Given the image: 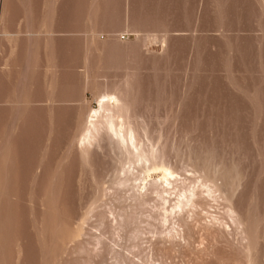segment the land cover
<instances>
[{
	"label": "rangeland",
	"instance_id": "1",
	"mask_svg": "<svg viewBox=\"0 0 264 264\" xmlns=\"http://www.w3.org/2000/svg\"><path fill=\"white\" fill-rule=\"evenodd\" d=\"M0 17V264H264V0H0ZM103 91L138 159L78 142ZM181 184L212 194L172 220L157 195L184 202Z\"/></svg>",
	"mask_w": 264,
	"mask_h": 264
},
{
	"label": "bare ground",
	"instance_id": "2",
	"mask_svg": "<svg viewBox=\"0 0 264 264\" xmlns=\"http://www.w3.org/2000/svg\"><path fill=\"white\" fill-rule=\"evenodd\" d=\"M49 1H51V0H49ZM53 2V1H52ZM50 3V2H49ZM51 4V3H50ZM49 4V5H50ZM48 8V7H47ZM49 10V9H48ZM1 15H2V13H1ZM47 17H49V16H47ZM0 19H1V17H0ZM2 20V19H1ZM48 20V19H47ZM2 22V21H1ZM0 22V23H1ZM45 25V24H44ZM1 27V26H0ZM45 27V26H44ZM55 31V30H54ZM8 32H10L9 30H8ZM8 32H6L5 31V29L3 28V29H1L0 28V38L2 37H4V38H8V37H12L13 35L12 34H10V33H8ZM51 32H52V30H51ZM14 33V32H13ZM15 34V33H14ZM34 33H29V34H25V35H28V36H31V35H33ZM35 35V34H34ZM16 36V35H15ZM5 40V39H4ZM6 41V44H7V42L9 43V41H7V40H5ZM2 42V41H1ZM13 43V42H12ZM14 44V43H13ZM9 45V44H8ZM27 45V44H26ZM1 47H4L3 46V44H2V46ZM3 49V48H2ZM11 53V52H10ZM3 54V53H2ZM11 56V55H10ZM4 57V56H3ZM1 58V57H0ZM5 58V57H4ZM2 60V59H1ZM2 65H4V62H3V64ZM25 65V64H24ZM6 66H7V63H6ZM1 68V67H0ZM2 68H3V66H2ZM5 68V67H4ZM6 68H8V66L6 67ZM10 68V67H9ZM3 70V69H2ZM9 70V69H8ZM7 70V71H8ZM25 70H26V68H25ZM84 82L86 83L85 85L88 87V85H89V81H87L86 82V80H84ZM84 85V86H85ZM86 87V88H87ZM95 87V86H94ZM91 88V87H90ZM15 100V99H14ZM96 102H97V107L96 108H91V109H89L88 111H87V113H86V115L84 116V122H83V128L82 129H80V130H82V136H81V139H80V141H78V142H80L81 144H82V148H84V150L85 151H87V149L93 144V143H96V144H98V143H100L101 142V140L103 139V138H108L110 141L112 140V142L116 145H114L115 147H118L119 148V150L122 148V149H124L125 150V152H127V153H129V154H132V155H134L133 153H135V155H140V154H138L139 152H141L140 150H138V148H137V145H136V140H135V137H134V135L132 134L133 132H131V130H130V132H129V130H123L121 127L122 126H120V125H124V120H122V114H121V111L122 110H126L127 109V107H126V105L127 104H125L122 100H121V98H120V95H118V93H116V92H108V91H103V92H99L98 93V95H97V97H96ZM129 123V122H128ZM79 127V126H78ZM125 129V128H124ZM127 129H128V127H127ZM129 129H131V128H129ZM130 133V134H129ZM76 138V137H75ZM108 140V141H109ZM79 144V143H78ZM80 144V145H81ZM112 144V143H111ZM84 151V152H85ZM83 152V153H84ZM85 154V153H84ZM135 155H134V157H135ZM140 156H142V154L140 155ZM82 157H83V155H82ZM136 158V157H135ZM134 158V159H135ZM134 159H133V162H134ZM136 159H138V158H136ZM136 164H137V162H135ZM164 164V163H163ZM162 165V164H161ZM134 166V165H133ZM157 166V165H156ZM169 166V165H168ZM168 166H166V164H165V166H160V168H157V169H159V171L157 172L158 173V178H159V180H158V184L156 185V186H158L157 188H159V186H160V192L159 193H161V192H163V193H168V195L169 194H171V190H173L175 187H176V178H175V172L172 170V167L170 168V167H168ZM152 167H153V165H152ZM147 171V170H146ZM156 171V170H155ZM137 174V173H136ZM136 174L135 173H133V171L131 170V169H129V168H127V169H125V171H124V176H126V177H128V181L131 179L132 181H137L139 178V176L138 177H135L136 176ZM131 176V177H130ZM125 177V179L127 180V178ZM129 177H130V179H129ZM155 177V176H154ZM153 177V178H154ZM145 179V178H144ZM154 179H156V178H154ZM184 179V178H183ZM143 180V179H142ZM153 180V179H152ZM132 181L130 182V184L129 185H132L131 183H132ZM144 181V180H143ZM143 181H141L142 183H134L131 187H129V189L131 188L132 190L134 189V193L132 194L137 200H138V202H139V200H144L145 198H144V196H146V195H148V193H147V189H146V187H147V185H145V184H147V183H143ZM138 182V181H137ZM148 182V181H147ZM173 182H175V183H173ZM128 183V182H127ZM150 183H151V181H150ZM153 184L155 183L154 181L152 182ZM174 185H173V184ZM183 184V183H182ZM182 184L180 185L181 187V189H184L185 190V188H186V193H184L185 191L184 190H182V191H184L182 194H183V198H184V202L183 201H179V203L177 202V204L175 205V206H173L172 205V207L170 206V205H167L166 203H168V199L166 198V196L164 197L162 194H159L158 193V198H160V200H161V209L163 210V212H164V215L165 216H168L169 217V219H171V217H172V220L174 219V216L178 213V211H183V209L182 208H184V206H186L187 204H189L188 202H193V201H191L192 200V198L194 197V196H197V195H199V194H201V193H204V192H206V194H212L211 193V191L208 189V190H205V191H195V190H193V189H195L194 188V185H193V187H190L192 190H187L188 189V186H183V188H182ZM185 184V183H184ZM189 185V184H188ZM146 186V187H145ZM155 186V187H156ZM185 187V188H184ZM154 188V187H153ZM179 188V187H178ZM179 188V189H180ZM200 188V187H199ZM156 189V188H155ZM180 189V190H181ZM158 190V189H157ZM175 190V189H174ZM179 190V191H180ZM201 190V189H200ZM177 191H178V189H177ZM188 191V192H187ZM133 192V191H132ZM153 192H157V191H153ZM170 192V193H169ZM150 193H152V191L151 192H149V195H150ZM180 193H181V191H180ZM188 193V194H187ZM172 194H174V192L172 193ZM179 194V193H178ZM186 194V195H185ZM148 195V196H149ZM163 197H162V196ZM179 195H181V194H179ZM178 195V196H179ZM200 196V195H199ZM192 197V198H191ZM150 198V197H149ZM150 199H152V198H150ZM191 199V200H190ZM194 199V198H193ZM178 200V199H177ZM145 202V201H144ZM143 202V203H144ZM52 203V202H51ZM140 203V202H139ZM191 206V205H190ZM44 210V209H43ZM56 211V210H55ZM181 211V212H182ZM180 212V213H181ZM59 213V212H58ZM161 214V213H160ZM55 215V214H54ZM163 215V214H162ZM163 215V216H164ZM45 216V215H44ZM52 216V215H51ZM61 216V215H60ZM165 216L163 217L164 219L163 220H165L166 218H165ZM42 218V217H41ZM64 218V217H63ZM43 219V218H42ZM41 219V220H42ZM56 219V218H55ZM168 219V218H167ZM166 219V221H168ZM62 220H64V219H62ZM66 220V219H65ZM75 220H76V218H75ZM43 221V220H42ZM46 221V220H45ZM50 221V220H49ZM53 221V220H52ZM68 221V220H67ZM79 221V220H78ZM83 221V220H82ZM2 222V221H1ZM60 222H62V221H60ZM163 222V221H162ZM170 222V221H169ZM53 223V222H52ZM65 223V222H64ZM82 223V222H81ZM164 223V226L165 225H167V228L169 227H172L171 225H169L170 223H166V222H163ZM42 224V223H41ZM47 224H48V222H47ZM63 224V223H62ZM69 225V224H68ZM71 225V224H70ZM47 226V225H46ZM51 226V225H50ZM72 226V225H71ZM42 227H44V226H42ZM63 227V226H62ZM77 227V226H76ZM60 229V228H59ZM63 229H64V227H63ZM69 230H70V228H68ZM68 229H65L64 230V232L66 231V230H68ZM80 230V227H78V229H74V231H72L71 232V230H70V234L68 235H66V234H64V233H62V235L64 234V235H66L65 237H63L62 239H64V238H66L67 237V239H69V241H72V239H74V238H76V236H78V235H80L79 234V231ZM171 230H173V229H171L170 228V232H171ZM63 232V231H62ZM67 232H69V231H67ZM48 233V232H47ZM57 233V232H56ZM56 233H54V234H56ZM172 233V232H171ZM48 235V234H47ZM60 235V234H59ZM50 236V235H49ZM59 237V236H58ZM52 239V238H51ZM60 239H61V237H60ZM66 239V240H67ZM59 240V239H58ZM66 240L64 239V241L66 242ZM77 240V239H76ZM62 241V240H61ZM49 242H50V240H49ZM52 242H53V240H52ZM63 242V241H62ZM81 243V242H80ZM49 244V243H48ZM60 245L62 244V243H59ZM67 245L68 243L66 242V243H64V245ZM49 247V246H48ZM82 247V246H81ZM48 254H49V252H47ZM62 253V252H61ZM57 254V253H56ZM46 255V254H45ZM55 255V254H54ZM41 256V255H40ZM55 257V256H54ZM45 258V257H44ZM60 258V257H59ZM50 259H52V258H50ZM54 259V258H53ZM53 262H54V260H53ZM56 262V261H55ZM57 263V262H56ZM52 264V263H51ZM55 264V263H54Z\"/></svg>",
	"mask_w": 264,
	"mask_h": 264
}]
</instances>
